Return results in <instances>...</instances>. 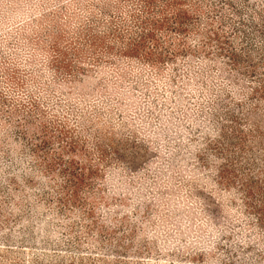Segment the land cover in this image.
Here are the masks:
<instances>
[{"label":"rangeland","instance_id":"1","mask_svg":"<svg viewBox=\"0 0 264 264\" xmlns=\"http://www.w3.org/2000/svg\"><path fill=\"white\" fill-rule=\"evenodd\" d=\"M0 264H264V0H0Z\"/></svg>","mask_w":264,"mask_h":264}]
</instances>
